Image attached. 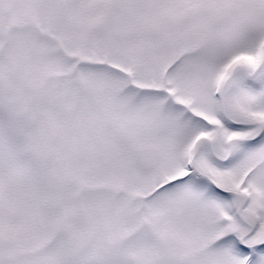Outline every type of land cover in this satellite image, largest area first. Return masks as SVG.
Returning a JSON list of instances; mask_svg holds the SVG:
<instances>
[{
    "label": "snow or ice",
    "instance_id": "6c2138e0",
    "mask_svg": "<svg viewBox=\"0 0 264 264\" xmlns=\"http://www.w3.org/2000/svg\"><path fill=\"white\" fill-rule=\"evenodd\" d=\"M0 264H264V0H0Z\"/></svg>",
    "mask_w": 264,
    "mask_h": 264
}]
</instances>
